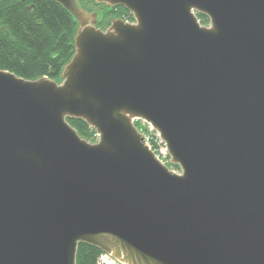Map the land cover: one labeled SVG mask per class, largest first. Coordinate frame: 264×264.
I'll list each match as a JSON object with an SVG mask.
<instances>
[{"label": "water", "instance_id": "95a60500", "mask_svg": "<svg viewBox=\"0 0 264 264\" xmlns=\"http://www.w3.org/2000/svg\"><path fill=\"white\" fill-rule=\"evenodd\" d=\"M57 1L79 20L62 82L0 69V264H76L80 242L125 264H264V0H95L135 17L105 30Z\"/></svg>", "mask_w": 264, "mask_h": 264}, {"label": "trees", "instance_id": "16d2710c", "mask_svg": "<svg viewBox=\"0 0 264 264\" xmlns=\"http://www.w3.org/2000/svg\"><path fill=\"white\" fill-rule=\"evenodd\" d=\"M81 3L99 12L97 27L102 29L109 27L114 18L134 19L133 13L123 5L111 7L95 0H81ZM197 15L201 23H209L207 15ZM103 20L105 23L101 24ZM78 28L76 15L57 0H0V69L25 79L48 77L60 81L65 65L76 52ZM67 120L81 137L90 141L98 138L96 129L84 119L68 117ZM174 166L180 168L178 164ZM103 253L98 246L80 242L76 264H99Z\"/></svg>", "mask_w": 264, "mask_h": 264}, {"label": "built area", "instance_id": "2783aa9c", "mask_svg": "<svg viewBox=\"0 0 264 264\" xmlns=\"http://www.w3.org/2000/svg\"><path fill=\"white\" fill-rule=\"evenodd\" d=\"M134 121H141L140 127L141 131L144 132V135L147 139V143L150 145L151 148H154L158 157L164 158L168 154V149L162 139L159 137V134L155 131L153 126L147 123L145 120L135 119ZM115 260L110 254H102L99 259V264H109V261Z\"/></svg>", "mask_w": 264, "mask_h": 264}, {"label": "rangeland", "instance_id": "374dc122", "mask_svg": "<svg viewBox=\"0 0 264 264\" xmlns=\"http://www.w3.org/2000/svg\"><path fill=\"white\" fill-rule=\"evenodd\" d=\"M75 1H76L77 5H78L81 9L87 11V12L91 15V18L89 19L90 22H94V23H95V20H96V21L99 20L100 15H99V12H98V11L93 10V9H91V8H89V7L84 6V5L81 3V0H75ZM75 15H76V17H77V19H78V15H77V13H75ZM94 15H95V16H94ZM119 18H120V17H119ZM114 19H116V18H114ZM121 19H123V20H127V17H121ZM129 19H130V18H129ZM91 20H94V21H91ZM130 20H131V19H130ZM97 24H98V23H97ZM202 24H203V23H202ZM208 24H209V23H207V24H203V25H208ZM95 26L97 27L96 23H95ZM62 80H63V78H62V76H61V80H60V81L57 80V81H58V82H62ZM97 140H98V138H97L95 141H90V140H88V141H90V142H97ZM162 161H163L166 165H168V166H169V164H170V167H169V168H171L172 170L176 171L177 173H180L179 168H176V167L171 163L169 153L167 154L166 157H164V158L162 157ZM177 170H178V171H177ZM102 264H104V263H102ZM109 264H125V263H122V262L117 261V260H111V259H110Z\"/></svg>", "mask_w": 264, "mask_h": 264}, {"label": "flooded vegetation", "instance_id": "af4514ba", "mask_svg": "<svg viewBox=\"0 0 264 264\" xmlns=\"http://www.w3.org/2000/svg\"><path fill=\"white\" fill-rule=\"evenodd\" d=\"M111 6V5H110ZM112 7V6H111ZM95 23H96V25H97V23H98V20L96 21L95 20ZM105 23V21L103 20V21H101V24H104Z\"/></svg>", "mask_w": 264, "mask_h": 264}]
</instances>
